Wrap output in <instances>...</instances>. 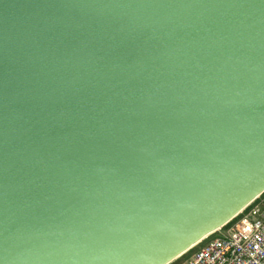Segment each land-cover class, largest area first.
I'll list each match as a JSON object with an SVG mask.
<instances>
[{
  "label": "water",
  "instance_id": "95a60500",
  "mask_svg": "<svg viewBox=\"0 0 264 264\" xmlns=\"http://www.w3.org/2000/svg\"><path fill=\"white\" fill-rule=\"evenodd\" d=\"M264 192V0H0V264H169Z\"/></svg>",
  "mask_w": 264,
  "mask_h": 264
},
{
  "label": "built area",
  "instance_id": "2783aa9c",
  "mask_svg": "<svg viewBox=\"0 0 264 264\" xmlns=\"http://www.w3.org/2000/svg\"><path fill=\"white\" fill-rule=\"evenodd\" d=\"M183 255L181 264H264V192Z\"/></svg>",
  "mask_w": 264,
  "mask_h": 264
},
{
  "label": "rangeland",
  "instance_id": "374dc122",
  "mask_svg": "<svg viewBox=\"0 0 264 264\" xmlns=\"http://www.w3.org/2000/svg\"><path fill=\"white\" fill-rule=\"evenodd\" d=\"M184 258H185V255H181L169 264H181V262L183 261Z\"/></svg>",
  "mask_w": 264,
  "mask_h": 264
}]
</instances>
